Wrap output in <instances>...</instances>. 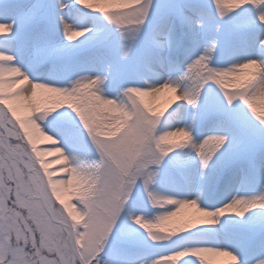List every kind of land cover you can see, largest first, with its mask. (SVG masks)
<instances>
[{
  "label": "snow or ice",
  "instance_id": "1",
  "mask_svg": "<svg viewBox=\"0 0 264 264\" xmlns=\"http://www.w3.org/2000/svg\"><path fill=\"white\" fill-rule=\"evenodd\" d=\"M213 257L264 264V0H0V264Z\"/></svg>",
  "mask_w": 264,
  "mask_h": 264
},
{
  "label": "rangeland",
  "instance_id": "2",
  "mask_svg": "<svg viewBox=\"0 0 264 264\" xmlns=\"http://www.w3.org/2000/svg\"><path fill=\"white\" fill-rule=\"evenodd\" d=\"M162 101L158 100V101H155V103L159 104L161 103ZM55 154H53L54 156ZM48 159H51L52 157H47ZM56 165L55 164H51L50 167H55ZM65 198L67 199L68 198V195L66 194ZM225 260L221 259V258H211V261H210V264H224Z\"/></svg>",
  "mask_w": 264,
  "mask_h": 264
},
{
  "label": "bare ground",
  "instance_id": "3",
  "mask_svg": "<svg viewBox=\"0 0 264 264\" xmlns=\"http://www.w3.org/2000/svg\"><path fill=\"white\" fill-rule=\"evenodd\" d=\"M215 258H216V257H215ZM217 258H221V259H223V260H225V261H226V259H227V258H223V257H217Z\"/></svg>",
  "mask_w": 264,
  "mask_h": 264
}]
</instances>
